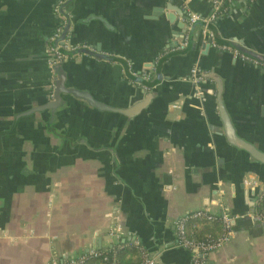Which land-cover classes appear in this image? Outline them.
<instances>
[{
	"label": "crops",
	"instance_id": "crops-1",
	"mask_svg": "<svg viewBox=\"0 0 264 264\" xmlns=\"http://www.w3.org/2000/svg\"><path fill=\"white\" fill-rule=\"evenodd\" d=\"M63 1L0 0V264L92 251L118 261L128 251L123 263L139 264L141 248L156 264H191L176 223L197 210L234 218L232 240L208 264H264L253 205L264 165L229 144L218 104L222 84L239 135L264 152V63L188 28L179 10L210 18L212 0H67L57 13ZM60 15L73 46L106 58L51 67ZM210 30L264 56V0H237ZM57 89L80 95L49 108Z\"/></svg>",
	"mask_w": 264,
	"mask_h": 264
},
{
	"label": "built area",
	"instance_id": "built-area-1",
	"mask_svg": "<svg viewBox=\"0 0 264 264\" xmlns=\"http://www.w3.org/2000/svg\"><path fill=\"white\" fill-rule=\"evenodd\" d=\"M67 1V0H66ZM60 2L56 7V12L59 13L61 10V5L66 2ZM237 0H212L214 5L213 14L210 18H205L198 13H194L189 10L188 6L184 7V11L187 13V24L190 30L194 29L200 25L201 33L204 39L215 49L223 52H230L236 58L244 62H251L254 64H259L258 61L251 59L249 56L242 54L236 48L231 45L219 43L212 31L210 30V25L217 20L220 16L225 14L234 2ZM63 20L62 26L57 29L54 36L51 38V44L48 47L49 64L51 67H56L61 65L65 60L70 58L67 53L78 52L83 49H87L86 46H73L69 40L62 39L63 32L67 26L68 18L66 16L60 15ZM187 42L180 44L178 49H185ZM192 81L198 83L202 80V71L195 67L191 71ZM264 199V194L257 197L253 203L255 208L254 216L261 222H264V212L260 211L259 208ZM194 220H206L208 222L219 221L222 223L223 235L219 238L206 237L197 238L193 236V233L189 231V224ZM232 218L227 212L222 211L220 213H214L209 210H197L194 212H189L180 218L176 223L177 228V246L192 253L191 264H208V258L213 253L224 247L233 238V226ZM202 224H196L195 229L199 230ZM142 250V261L141 264H156L155 260L148 257V255ZM102 257L103 261L101 264H119V262L105 253L102 252H88L87 254H82L79 256H72L63 261L57 259L50 260L47 264H85L89 258Z\"/></svg>",
	"mask_w": 264,
	"mask_h": 264
},
{
	"label": "water",
	"instance_id": "water-1",
	"mask_svg": "<svg viewBox=\"0 0 264 264\" xmlns=\"http://www.w3.org/2000/svg\"><path fill=\"white\" fill-rule=\"evenodd\" d=\"M179 11L184 16V18L187 20L188 19L187 13L183 10H179ZM63 14L65 15L64 12H63ZM172 19H173V17H172ZM69 30H70V26L68 24V26L65 28V31L62 35V39L67 38ZM240 51L243 52L244 54L250 56L251 58L264 63V56L255 54V53L247 50L244 47H241ZM85 53L89 54L91 56H94L96 58H98V57L106 58V56H101V55L99 56L98 54L92 53L87 49H83V50L78 51V52L67 53V55L69 57H74L76 55L85 54ZM107 59L121 64L123 66V68L125 70V74L128 78H130L132 80L139 81L141 84H144V81L140 77H137L133 73L131 67L129 66V64L125 60H122L121 58H107ZM224 91L225 90H224L223 85L220 84L219 91H218V104H219V110H220L221 118H222V121L224 124V133H225L227 141L229 142V144L236 147L237 149L246 151L256 162L264 165V152L259 150L255 145H253L251 142L243 139L239 135V133L235 127V124H234V122H233V120H232V118H231V116L227 110V107L225 105V101L223 98ZM64 93L73 94L74 96L80 95V94H77L76 92H74L73 90L65 91V90L57 89V91L55 92V95H54L55 100H54L52 106H50L49 108L54 109L55 105H58V103H62V95ZM101 107L102 106H99V108H101ZM34 111H36V110H34ZM30 113H32V111Z\"/></svg>",
	"mask_w": 264,
	"mask_h": 264
},
{
	"label": "trees",
	"instance_id": "trees-1",
	"mask_svg": "<svg viewBox=\"0 0 264 264\" xmlns=\"http://www.w3.org/2000/svg\"><path fill=\"white\" fill-rule=\"evenodd\" d=\"M260 211L264 212V199L261 203V206L259 208ZM196 224H202L204 225L203 230H197L194 227L196 226ZM189 231L191 233H193V236L197 237V238H206V237H213V238H219L223 235V227H222V223L219 221H215V222H208L206 220H194L191 224H189ZM128 251H121L118 254V258H119V264H124L123 263V259H124V254H127ZM110 256V255H108ZM139 258V254L137 255ZM103 261L102 257H93V258H89L85 264H101ZM139 264H141V261L139 262Z\"/></svg>",
	"mask_w": 264,
	"mask_h": 264
}]
</instances>
